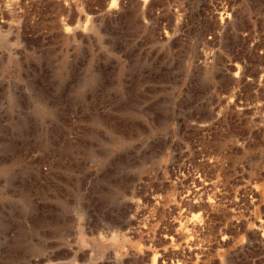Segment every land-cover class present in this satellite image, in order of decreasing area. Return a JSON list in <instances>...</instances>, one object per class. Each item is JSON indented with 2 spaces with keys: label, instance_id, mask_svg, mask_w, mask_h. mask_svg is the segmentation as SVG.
I'll list each match as a JSON object with an SVG mask.
<instances>
[{
  "label": "rangeland",
  "instance_id": "rangeland-1",
  "mask_svg": "<svg viewBox=\"0 0 264 264\" xmlns=\"http://www.w3.org/2000/svg\"><path fill=\"white\" fill-rule=\"evenodd\" d=\"M0 264H264V0H0Z\"/></svg>",
  "mask_w": 264,
  "mask_h": 264
}]
</instances>
